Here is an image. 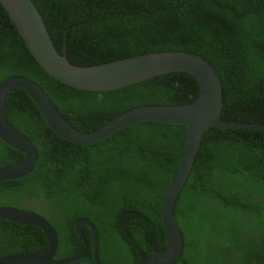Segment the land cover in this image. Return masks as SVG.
<instances>
[{"label": "trees", "instance_id": "1", "mask_svg": "<svg viewBox=\"0 0 264 264\" xmlns=\"http://www.w3.org/2000/svg\"><path fill=\"white\" fill-rule=\"evenodd\" d=\"M52 41L70 62L91 65L161 50L207 58L222 82L221 118L264 123V0H33ZM24 75L41 85L77 129L92 131L138 105L184 103L196 78L170 71L123 87L88 90L48 74L0 4V82ZM5 115L37 152L32 171L0 180V207L32 209L57 233L54 259L83 250L74 222L92 221L100 264H141L165 246L160 208L177 169L187 128L141 120L100 141L80 144L58 135L28 92L12 88ZM23 152L0 138V166ZM174 213L183 234L173 264H264V128L210 126L201 137ZM89 249L63 264H94ZM47 244L37 225L0 218V255Z\"/></svg>", "mask_w": 264, "mask_h": 264}, {"label": "water", "instance_id": "2", "mask_svg": "<svg viewBox=\"0 0 264 264\" xmlns=\"http://www.w3.org/2000/svg\"><path fill=\"white\" fill-rule=\"evenodd\" d=\"M0 4L7 11L36 61L48 74L71 86L88 90L114 89L170 71H185L196 78L199 92L193 100L175 104L138 105L115 115L92 131L75 128L62 115L41 85L33 79L12 74L0 82V138L24 153L21 159L0 166V180L26 175L34 169L37 161V152L32 140L14 127L5 115L7 94L15 87H22L28 92L46 122L58 135L75 143L86 145L100 141L115 131L141 120L180 123L186 126L183 151L160 208L165 246L160 249L153 247L149 257L141 263L173 264L180 257L184 244L183 234L174 213V203L191 171L203 133L210 126L226 128L230 125H239L263 129L264 123L221 118L223 106L221 77L212 63L199 53L182 49L161 50L91 65L74 64L54 45L33 0H0ZM0 218L37 225L47 238V244L41 250L0 255V264H62L82 258L89 247L83 233V224H87L92 230L93 262L100 264L98 232L92 221L86 217H79L74 222L75 230L84 243L83 250L61 259H54L57 233L42 214L22 207L1 206Z\"/></svg>", "mask_w": 264, "mask_h": 264}, {"label": "flooded vegetation", "instance_id": "3", "mask_svg": "<svg viewBox=\"0 0 264 264\" xmlns=\"http://www.w3.org/2000/svg\"><path fill=\"white\" fill-rule=\"evenodd\" d=\"M88 249H89V247H88ZM92 249H93V246H92ZM80 259V258H79Z\"/></svg>", "mask_w": 264, "mask_h": 264}, {"label": "clouds", "instance_id": "4", "mask_svg": "<svg viewBox=\"0 0 264 264\" xmlns=\"http://www.w3.org/2000/svg\"><path fill=\"white\" fill-rule=\"evenodd\" d=\"M55 253V252H54ZM63 264V263H62Z\"/></svg>", "mask_w": 264, "mask_h": 264}]
</instances>
